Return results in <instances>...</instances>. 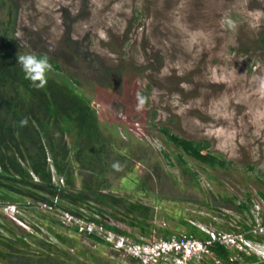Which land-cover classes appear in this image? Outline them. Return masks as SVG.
Listing matches in <instances>:
<instances>
[{"label": "rangeland", "instance_id": "obj_1", "mask_svg": "<svg viewBox=\"0 0 264 264\" xmlns=\"http://www.w3.org/2000/svg\"><path fill=\"white\" fill-rule=\"evenodd\" d=\"M9 18L20 54L46 55L59 65L48 75L79 81L105 121L119 119L116 129L133 146L123 150L130 155L127 164L149 190H138L125 165L113 180L114 192L152 207L153 234L192 233L181 218L236 229L247 219L236 211L241 201L264 207V0H5L0 20ZM139 96L144 104L137 108ZM161 126L209 142L230 164H201L165 142ZM177 153L196 178L181 173ZM38 209L24 208L22 217L35 225L36 235L66 248L46 225L66 234L69 227ZM106 218L134 236L149 235ZM76 237L100 264H115L107 245Z\"/></svg>", "mask_w": 264, "mask_h": 264}, {"label": "trees", "instance_id": "obj_2", "mask_svg": "<svg viewBox=\"0 0 264 264\" xmlns=\"http://www.w3.org/2000/svg\"><path fill=\"white\" fill-rule=\"evenodd\" d=\"M3 1L0 0V9ZM12 30L11 18L5 22L0 20V203H23L29 199L52 204L57 196L56 206L76 216L103 222L110 229L133 235L110 223L106 218L109 214L129 226H138L142 234L152 233L149 222L152 207L139 199L132 200L114 192L113 180L120 169L113 168V163H118L119 167L127 166L129 172L126 176L139 185L140 192L149 190L146 179L135 174L134 165L127 164L133 146L127 144L116 129L115 122L119 119L113 123L105 121L92 98L78 87L79 81L67 75L56 78L47 74L45 85L34 87L16 63L20 52ZM259 42L264 47V31ZM48 60L51 66L59 68L57 63ZM24 119L27 123L21 125L20 121ZM161 131L165 142L201 164L212 168H224L230 164L220 154L211 151L207 141L181 137L168 126H161ZM126 148L130 150L124 153ZM165 155L169 156L166 152ZM175 156V164L181 173L188 172L196 178L182 154ZM51 165L56 175L63 178V185L53 181ZM260 194L264 199V193ZM230 201L234 205V200ZM248 202L250 200L234 205L236 211L244 213L249 208ZM39 213L66 228L51 214L42 210ZM25 220L35 232L38 231L32 222ZM180 221L192 228L190 232L203 236L196 225L183 218ZM46 228L66 248L24 229L0 209V263L89 264L85 259L98 264L103 262L95 252L80 245L76 236H85L98 247L107 245L99 237L80 234L75 226L66 228L69 234L57 232L52 224H47ZM162 231L166 235L172 232L170 229ZM217 252L224 258L230 253L223 247H217ZM247 260L256 261V258Z\"/></svg>", "mask_w": 264, "mask_h": 264}, {"label": "built area", "instance_id": "obj_3", "mask_svg": "<svg viewBox=\"0 0 264 264\" xmlns=\"http://www.w3.org/2000/svg\"><path fill=\"white\" fill-rule=\"evenodd\" d=\"M53 181L63 185L62 177L56 175L53 165ZM58 197L52 204L26 200L23 203H0L5 215L27 230H35L22 217L24 208H40L51 214L66 227L77 228L80 234H92L102 239L113 251L115 264H259L264 263V207L262 202H248L245 210L247 219L240 221L236 229H220L196 225L203 236L188 232L169 234L150 233L142 236L124 234L110 229L103 222L79 217L56 206ZM94 216L99 218L97 214ZM153 234V235H152ZM217 247L230 251L227 258L220 256ZM255 257L256 261L247 258Z\"/></svg>", "mask_w": 264, "mask_h": 264}, {"label": "clouds", "instance_id": "obj_4", "mask_svg": "<svg viewBox=\"0 0 264 264\" xmlns=\"http://www.w3.org/2000/svg\"><path fill=\"white\" fill-rule=\"evenodd\" d=\"M16 63L19 65L20 70L24 73L34 87L41 88L47 81V74L51 71V65L46 55H38L35 53L27 52L17 55ZM144 104V98L139 96V103L137 108L142 107ZM27 120H21L20 124L24 125ZM112 167L119 169L118 163H113Z\"/></svg>", "mask_w": 264, "mask_h": 264}]
</instances>
